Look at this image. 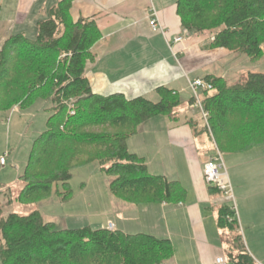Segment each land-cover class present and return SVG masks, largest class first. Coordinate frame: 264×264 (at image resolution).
<instances>
[{"label":"trees","instance_id":"1","mask_svg":"<svg viewBox=\"0 0 264 264\" xmlns=\"http://www.w3.org/2000/svg\"><path fill=\"white\" fill-rule=\"evenodd\" d=\"M71 2L52 6L45 19L36 21L33 36L16 32L0 47V110L23 107L35 98L49 101L51 110L45 129L33 140L15 199L37 203L55 194L67 201L71 171L96 162L112 178L108 189L118 199L180 201L184 188L150 174L144 158L127 147V139L151 117L174 118L178 95L166 87L157 89V101L93 93L84 70L100 32L92 19L72 20ZM176 12L187 31L211 33L212 46L251 60L264 57V0H176ZM203 79L212 87L201 93L208 112L209 129L204 124V130L217 149L236 154L264 146V73L248 72L232 84L213 75ZM235 224L234 210L222 205L218 225L239 229ZM233 242L236 253L228 255V262L255 264L240 233ZM173 254L169 239L89 225L58 228L37 209L4 216L0 204L1 264H162Z\"/></svg>","mask_w":264,"mask_h":264},{"label":"crops","instance_id":"2","mask_svg":"<svg viewBox=\"0 0 264 264\" xmlns=\"http://www.w3.org/2000/svg\"><path fill=\"white\" fill-rule=\"evenodd\" d=\"M60 1L0 0V46L16 32L33 36L36 21L45 19L48 10ZM71 1L72 20L92 19L100 32L91 49L92 59L86 62L84 70L93 93L158 100L157 89L166 87L176 92L181 107L176 108L174 118L156 115L141 124L138 133L127 139V147L144 158L150 174L177 181L185 190L184 197L178 202L134 204L112 195L107 183L103 194L100 193L107 206L103 207L105 217L95 222L94 227L108 228L111 224L112 229L124 233L169 239L174 254L162 264H213L216 256L226 252L227 258L230 253L235 254L234 245L229 242L234 238L230 232L235 230L218 225L219 208L227 200L203 177L204 164L213 157L208 143L212 148L215 143L205 132L202 121L199 127L200 113L198 120L187 113L193 112L189 107L192 94L188 80L207 75L225 79L226 71L218 75L211 71V65L236 52L212 46L211 33L185 30L176 12V0ZM152 10L167 30L166 36L151 30L148 20ZM179 35L183 40L173 43ZM250 151L225 155H230L229 163L237 169L241 165L250 166L243 159ZM255 158L263 159L264 152H258ZM6 164L7 157L3 166ZM260 177L258 182L236 187L239 229L255 264H264V176ZM102 200L96 203L102 205ZM57 224L71 228L67 221Z\"/></svg>","mask_w":264,"mask_h":264},{"label":"rangeland","instance_id":"3","mask_svg":"<svg viewBox=\"0 0 264 264\" xmlns=\"http://www.w3.org/2000/svg\"><path fill=\"white\" fill-rule=\"evenodd\" d=\"M211 68V71L213 73H219L218 75L226 71L227 75L225 79L229 84H232L239 81L248 72L264 73V57L262 56L258 60H251L244 53L236 52L230 55V57L213 63ZM152 101H157V98ZM49 106V101L35 98L23 107L13 108L7 111L0 110V156L8 153L6 156L7 164L5 166L0 165V184L2 185L1 189L4 188V191L0 195L2 215L5 216L11 212L27 214L32 210L38 209L43 214L44 220L48 221L52 219L51 221H54V224L58 228H61L57 224L60 221H67L68 227L72 229L87 225L94 227L95 222L105 217L104 213L106 212H103V207L105 206L107 209V206L104 205L100 193L103 194V190L108 183V178L109 180L112 179L101 172L96 162L80 166L71 171L72 176L69 181L71 197L67 201H62L55 194L37 203H21L15 199L22 187L19 175L23 171L33 140L45 129L46 119L51 114V110L48 109ZM180 109L178 107V110ZM182 109L187 113L183 107ZM187 114L197 120L202 118L200 116L198 118L199 111L197 109ZM201 121L202 124H205L202 119L199 121V127ZM208 146L210 149L209 153L213 157L216 156L217 147L214 145V148H212V144L209 143ZM260 151L264 152V146L244 154L243 159L248 164L250 163V166L246 167L245 165H241L237 169H234L230 165L228 160V158H231L230 155H225V153L219 151L222 162L226 165L225 170H227L229 175V184L231 188L233 187L232 195H235L233 200H227L225 198L230 207L237 205L236 201H238V196H236V187L240 186L241 188L244 184L246 185L253 181L258 182L261 178L260 176H264V158H255L256 154ZM237 161L239 162V156ZM5 187L9 189L5 190ZM53 187L54 189H61L60 184H54ZM100 200H102V205L96 203V201L99 202ZM68 208H71L72 211H68ZM114 219L113 217L112 220ZM235 219L238 224L237 214H235ZM234 230L230 232L231 237H234L238 233L242 236L240 229L235 228ZM176 241L179 240L176 239ZM229 242L234 245L233 239L229 240ZM225 253L223 255L224 257Z\"/></svg>","mask_w":264,"mask_h":264},{"label":"built area","instance_id":"4","mask_svg":"<svg viewBox=\"0 0 264 264\" xmlns=\"http://www.w3.org/2000/svg\"><path fill=\"white\" fill-rule=\"evenodd\" d=\"M148 21H149L151 30L153 32H160L164 36L167 35V30L163 28L154 10H152V13ZM182 40H183V36L179 35L173 39V43H179ZM188 87L192 94V102L190 103L189 107L191 110L197 109L199 111L200 116L202 117L204 123L209 129V125L207 122L208 112L203 108L202 101H201V93L203 91L211 90L212 87H211L210 82L206 81L203 78H195L193 80H188ZM69 112L70 114H73L74 110L70 108ZM216 153H217L216 156L210 158L204 164V169H203L204 180L206 181V183L218 188V190L223 193V195L225 196L227 200H233L232 189L228 181L227 172L225 170V167L222 162L219 151L216 150ZM6 156H7L6 153L0 156V165L3 166L5 164ZM232 209L234 210L236 214V210L234 206H232ZM228 220H231V219H228ZM108 229H112L111 224H109ZM213 264H231V263L228 262V260L224 256L220 255L214 258ZM257 264H260V263H257Z\"/></svg>","mask_w":264,"mask_h":264},{"label":"bare ground","instance_id":"5","mask_svg":"<svg viewBox=\"0 0 264 264\" xmlns=\"http://www.w3.org/2000/svg\"><path fill=\"white\" fill-rule=\"evenodd\" d=\"M257 264V263H256Z\"/></svg>","mask_w":264,"mask_h":264}]
</instances>
